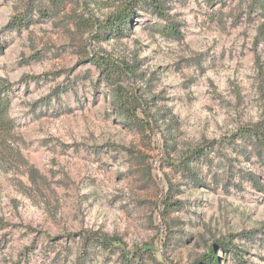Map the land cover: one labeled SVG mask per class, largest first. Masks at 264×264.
Returning <instances> with one entry per match:
<instances>
[{"label": "rangeland", "instance_id": "1", "mask_svg": "<svg viewBox=\"0 0 264 264\" xmlns=\"http://www.w3.org/2000/svg\"><path fill=\"white\" fill-rule=\"evenodd\" d=\"M29 1L0 0L12 125L0 127V264H195L210 248L218 264H264V191L236 172L264 182L257 159L216 144L213 165L193 167L208 187L179 168L196 146L264 122V17L245 0H167L182 39L140 10L125 37L103 40L96 26L125 0H59L48 17L49 1L33 0L27 27L2 30ZM99 57L132 65L119 83L140 127L116 113ZM219 162L241 190L213 184ZM230 234L240 260L216 242Z\"/></svg>", "mask_w": 264, "mask_h": 264}, {"label": "trees", "instance_id": "2", "mask_svg": "<svg viewBox=\"0 0 264 264\" xmlns=\"http://www.w3.org/2000/svg\"><path fill=\"white\" fill-rule=\"evenodd\" d=\"M48 1L51 4V8H39L38 12L41 16L48 17L57 13L59 0ZM245 1L247 2L249 15H251L250 13L252 12L264 17V0ZM203 2L207 6H211L215 2L221 3L222 0H203ZM166 4L167 0H125L115 13L108 16L96 26L98 36L103 40L121 39L125 37L127 33L132 30L131 25L134 20L137 19L139 11L142 10L157 20L147 23V28L163 37L180 40L183 37L180 31L181 24L177 20H174L172 15L167 14L166 11L169 7ZM33 7V0L29 1L25 7V11L20 15L12 17L11 20L3 26L2 30H19L22 27H27L33 21L31 14ZM5 47V42L0 39V54H2ZM93 61V65L99 69L103 81L111 87L109 88L110 98L122 122L130 126L140 127L144 122L136 114V101H130L127 98L126 90H124L123 86L119 83L126 81L129 75H136V72L134 73L132 69V65H123L125 68L124 70L120 65L114 63L112 60L109 61L108 59H104V57H99ZM26 78L34 80L38 79L39 76L32 75L26 76ZM10 87V83L0 82V127L3 128L12 126L11 120L7 118L10 102ZM216 144H219V146L233 145L236 150L238 149V151L244 155V161L256 158L259 164L264 168V122H251L239 127L230 137L204 142L189 150L180 158V170L194 185L204 184L207 187L209 186V183L205 182L198 173L194 171L193 167H196L201 161H205L208 166L213 165V156H211L210 153ZM219 163L222 165L223 172H215L212 174L213 184H215V186L221 184L224 190H228L230 186H233L237 190H241L242 188L239 183H233L229 180L232 170L231 164L229 163L225 170V166H223L221 162ZM236 172L240 173V179L250 182L254 189L260 192L264 191V182H262L257 174L243 169H238ZM223 178L225 180L222 182ZM93 236L96 235H88L84 238L83 242L86 246L89 248L94 246H101L103 248L108 247V243ZM233 236L234 235L230 234L226 241L218 240L216 242L225 251H232L233 255L240 260L241 258L238 256L236 247L231 242ZM241 263L245 264L242 259ZM195 264H218L217 256L213 249L210 248L209 253L204 256L203 260L200 262L195 261Z\"/></svg>", "mask_w": 264, "mask_h": 264}]
</instances>
